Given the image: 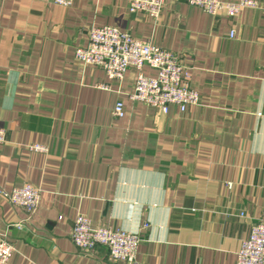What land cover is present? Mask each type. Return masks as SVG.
I'll return each mask as SVG.
<instances>
[{"label": "crops", "instance_id": "obj_1", "mask_svg": "<svg viewBox=\"0 0 264 264\" xmlns=\"http://www.w3.org/2000/svg\"><path fill=\"white\" fill-rule=\"evenodd\" d=\"M256 1L235 18L169 1L156 19L131 12L128 0H0V190H42L24 229L13 224L25 212L0 192V232L16 246L9 264H124L103 246L80 251V213L139 235L144 264H237L252 224L264 220V0ZM92 26L177 53L200 103L164 113L130 98L135 68L120 82L81 64L76 49ZM118 100L123 118L113 116ZM33 143L50 152L29 150Z\"/></svg>", "mask_w": 264, "mask_h": 264}, {"label": "built area", "instance_id": "obj_2", "mask_svg": "<svg viewBox=\"0 0 264 264\" xmlns=\"http://www.w3.org/2000/svg\"><path fill=\"white\" fill-rule=\"evenodd\" d=\"M169 1H184L198 6L206 12L216 15L224 11L229 18H235L246 8H259L256 0H241L238 3L228 0H128L131 12H145L159 18ZM57 4L69 7L73 0H55ZM235 30L231 37L235 36ZM89 42L76 49V59L83 65L101 67L116 81H123L131 67L138 71L134 91L130 98L168 113L171 105L179 106L185 112L190 106L201 101L200 93L191 88L188 69L181 63L180 56L168 49L159 47L150 41L135 38L127 31L113 26H92L89 29ZM149 66L157 71L156 76H147L143 69ZM102 87H107L102 85ZM126 107L123 100H118L113 109L114 118H123ZM7 141V133L0 127V144ZM29 150L49 153V146L33 143ZM14 206L21 208L26 216L16 224L24 229L37 212L42 190L32 184L14 187L11 191L0 190ZM72 239L83 253L94 252L98 247H106L115 261L124 264H144L138 260V248L141 238L137 234L121 229L93 226L92 220L80 213L74 221ZM16 250L7 234L0 232V264H9ZM237 264H264V220L256 221L251 226L248 238L242 242Z\"/></svg>", "mask_w": 264, "mask_h": 264}]
</instances>
